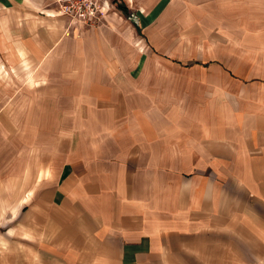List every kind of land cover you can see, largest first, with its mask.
Here are the masks:
<instances>
[{
    "label": "crops",
    "instance_id": "crops-1",
    "mask_svg": "<svg viewBox=\"0 0 264 264\" xmlns=\"http://www.w3.org/2000/svg\"><path fill=\"white\" fill-rule=\"evenodd\" d=\"M101 5L0 0V264H264V0Z\"/></svg>",
    "mask_w": 264,
    "mask_h": 264
},
{
    "label": "rangeland",
    "instance_id": "rangeland-1",
    "mask_svg": "<svg viewBox=\"0 0 264 264\" xmlns=\"http://www.w3.org/2000/svg\"><path fill=\"white\" fill-rule=\"evenodd\" d=\"M27 67L29 66H26L24 68L25 73L27 72V70H25L27 69ZM22 70L20 71L19 69H15L16 71L15 73L17 75L14 76L18 80V82L8 83V88H10V90L12 88L14 91L10 93L13 97L17 94V92H21L22 90H25L26 87L31 86L33 84L32 82L26 83L21 80L22 76L20 75L24 74L22 73ZM3 87L4 85L1 83L0 89ZM0 91L2 92V90ZM14 102H13V106H14ZM13 128L16 127L13 126ZM13 130L14 129L4 130V128L2 129L0 128V225L14 223V221L11 220L12 218H15L18 214V212L16 213L15 210L7 209L8 204L9 206L11 205L10 202H8V198L10 196H8L7 194H2L3 190H5L4 179L5 177H7V174L10 172V168L15 166L18 161L23 160V158L27 155L28 150L30 149L26 147H20L19 142L23 135L20 134L19 130L16 129H15L16 131ZM31 133L32 131L30 132V134ZM7 138L9 139L6 140Z\"/></svg>",
    "mask_w": 264,
    "mask_h": 264
},
{
    "label": "built area",
    "instance_id": "built-area-1",
    "mask_svg": "<svg viewBox=\"0 0 264 264\" xmlns=\"http://www.w3.org/2000/svg\"><path fill=\"white\" fill-rule=\"evenodd\" d=\"M62 14L76 18H99L102 13L101 0H56Z\"/></svg>",
    "mask_w": 264,
    "mask_h": 264
},
{
    "label": "water",
    "instance_id": "water-1",
    "mask_svg": "<svg viewBox=\"0 0 264 264\" xmlns=\"http://www.w3.org/2000/svg\"><path fill=\"white\" fill-rule=\"evenodd\" d=\"M131 19H132L133 21L139 23V18H138V16L136 15V13H133V14L131 15Z\"/></svg>",
    "mask_w": 264,
    "mask_h": 264
}]
</instances>
